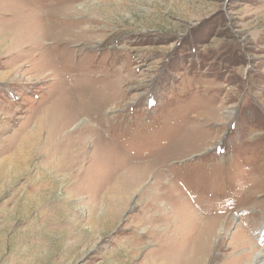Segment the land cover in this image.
Instances as JSON below:
<instances>
[{
    "label": "rangeland",
    "instance_id": "1",
    "mask_svg": "<svg viewBox=\"0 0 264 264\" xmlns=\"http://www.w3.org/2000/svg\"><path fill=\"white\" fill-rule=\"evenodd\" d=\"M0 43V264L264 250V0H0Z\"/></svg>",
    "mask_w": 264,
    "mask_h": 264
},
{
    "label": "bare ground",
    "instance_id": "2",
    "mask_svg": "<svg viewBox=\"0 0 264 264\" xmlns=\"http://www.w3.org/2000/svg\"><path fill=\"white\" fill-rule=\"evenodd\" d=\"M101 2V1H100ZM105 5V4H104ZM70 6V5H69ZM77 6V5H76ZM78 6L80 7V6H82V5H80V4H78ZM73 7V6H72ZM71 7V8H72ZM74 8V7H73ZM62 9V8H61ZM70 10H72V9H70ZM27 11V10H26ZM76 12V11H75ZM75 12H73V13H75ZM72 15V14H71ZM83 16V15H82ZM56 19H60L61 17H55ZM64 19H65V17H63ZM74 18V17H73ZM80 18V17H79ZM61 20H63V19H61ZM57 24H59L58 26H55L56 27V29H57V31H54L55 33L54 34H57V35H59V37L61 38V39H63V37H65V35L68 33L67 31H63L62 29H71L72 30V28H75L76 26H74V27H72V26H66V24H65V26L62 24V22H57ZM76 25V24H75ZM6 31V30H5ZM63 31V32H62ZM4 32V31H3ZM56 35V36H57ZM106 35V34H105ZM14 36V35H13ZM67 36H69V35H67ZM15 37V36H14ZM38 37H40V36H38ZM54 38V37H53ZM3 39V38H2ZM50 39H51V37H50ZM55 39V38H54ZM4 40V39H3ZM42 40V39H41ZM14 41H16V38L14 39ZM56 41V40H55ZM52 42L54 43V41L52 40ZM51 42V43H52ZM57 42V41H56ZM58 42H60V41H58ZM7 43V42H6ZM15 43V42H14ZM51 43H49V44H51ZM62 43V42H61ZM74 43V42H73ZM1 44V43H0ZM44 44V43H43ZM63 44H65V43H63ZM59 45V44H58ZM5 46V45H4ZM52 46V45H51ZM63 47V46H62ZM8 48V47H7ZM44 48H45V46H44ZM58 48V47H57ZM46 49H48V48H46ZM22 50V49H21ZM44 50V49H43ZM61 50V49H60ZM5 51V50H4ZM9 52V51H8ZM16 52V51H15ZM51 52V51H50ZM54 52V51H53ZM52 52V53H53ZM12 53V52H11ZM55 53V52H54ZM74 53V52H73ZM10 54V53H9ZM13 54V53H12ZM61 54V53H60ZM63 54V53H62ZM19 55V54H18ZM53 55V57H54V54H52ZM58 56V55H57ZM57 58H59V57H57ZM29 64V63H28ZM41 66V65H40ZM52 66V68H53V65H51ZM57 68V67H56ZM61 68V67H60ZM17 69V68H16ZM49 69V68H48ZM51 69V68H50ZM58 69V68H57ZM62 70L64 69V68H61ZM52 70V69H51ZM54 70V69H53ZM9 72H11V71H9ZM47 73H49V72H47ZM44 74V73H43ZM40 75V74H39ZM38 75V76H39ZM47 75H51V74H46V76ZM5 76V75H4ZM3 77V76H2ZM6 78H7V76H5ZM43 78V77H42ZM48 78V77H47ZM5 79V78H4ZM41 79V78H40ZM31 80V79H30ZM39 80V79H38ZM42 80V79H41ZM14 81V80H13ZM20 86V85H19ZM110 110V109H109ZM7 115H8V113H7ZM233 116V115H232ZM4 118V117H3ZM28 118V117H27ZM87 120V119H86ZM91 122H87V124H86V127L85 126H83V127H81V129L80 130H82L83 131V133H85V131H86V133H89L90 135V137L92 136V133H95L96 131H97V129H98V125L96 124V121H95V119L94 118H91ZM80 123V120H76V122H75V126L76 125H78ZM28 124V123H27ZM38 124V123H37ZM2 127V126H1ZM4 127V126H3ZM32 127V126H31ZM73 126H71V128H72ZM2 129H5V128H2ZM104 129V128H103ZM21 130H23V127H22V129ZM38 132V131H37ZM49 132H50V129H49ZM58 133V132H57ZM56 133V134H57ZM25 136H23L24 138L21 140L22 141V144L20 145V147L23 145V143L25 144H30V141L32 140V138H34L36 135H37V133L35 132H30V130L26 133V134H24ZM99 136V135H98ZM21 137V136H20ZM36 138V137H35ZM38 138H40V135H39V137ZM54 138V137H53ZM61 138V137H60ZM74 139V138H73ZM17 140V139H16ZM15 140V141H16ZM20 140V139H19ZM38 141H40V140H38ZM67 141V140H66ZM32 142V141H31ZM72 142V141H71ZM15 143V142H14ZM21 143V142H20ZM36 143V142H35ZM39 143V142H38ZM32 144H33V142H32ZM37 144V143H36ZM46 144V143H45ZM19 145V144H18ZM24 146V145H23ZM30 146V145H29ZM39 146V145H38ZM48 146V145H47ZM46 146V147H47ZM79 146V145H78ZM19 147V148H20ZM26 147V146H25ZM32 147H34V146H32ZM41 147V146H40ZM60 147H61V145H60ZM27 148V147H26ZM29 148V147H28ZM35 148H37V147H35ZM62 148V147H61ZM49 149V148H48ZM51 149V148H50ZM69 149H70V147H69ZM79 149V148H78ZM14 150H16V149H14ZM62 150V149H61ZM23 151H25V150H23ZM47 151V150H46ZM59 151V150H58ZM70 151V150H69ZM74 151V150H73ZM78 151V150H77ZM85 151V150H84ZM19 152V151H18ZM21 152H22V150H21ZM30 152V151H29ZM60 152V151H59ZM74 152H76V151H74ZM114 152V151H113ZM27 153H28V150H27ZM48 153V152H47ZM16 154V153H15ZM22 154V153H21ZM24 154V153H23ZM53 154V153H52ZM20 155V154H19ZM48 156V155H47ZM68 156V155H67ZM71 156V155H70ZM20 157V156H19ZM23 157V156H22ZM29 157V156H28ZM49 157V156H48ZM16 159V158H15ZM20 159H22V158H20ZM27 159V158H26ZM77 159H78V157H77ZM1 161V160H0ZM15 161V160H14ZM26 161V160H25ZM11 162V161H10ZM16 162H17V159H16ZM15 162V164H17ZM59 162V161H58ZM0 164H2V162H0ZM10 164V163H9ZM57 164V163H56ZM67 164V163H66ZM73 164V163H72ZM17 166V165H16ZM15 166V167H16ZM8 168H9V166H7ZM10 167H12V166H10ZM72 167V166H71ZM10 170V169H9ZM11 171V170H10ZM66 171V170H65ZM71 172V171H70ZM7 173L8 172H6V175H7ZM71 174V173H70ZM11 176V175H10ZM13 176V175H12ZM159 179H161V178H159ZM168 185V184H167ZM156 188V187H155ZM157 189V188H156ZM122 194V193H121ZM144 194V193H143ZM131 195V194H130ZM170 195H172V193L170 194ZM156 196V195H155ZM106 197V196H105ZM157 197V196H156ZM159 197V196H158ZM155 198V197H154ZM148 199V198H147ZM156 199V198H155ZM154 199V200H155ZM142 200V199H141ZM145 201V200H144ZM144 201H142V203L144 202ZM151 201V200H150ZM141 202V201H140ZM158 202V201H157ZM125 203V202H124ZM153 203V202H152ZM155 203V202H154ZM119 204L122 206L123 205V201L122 200H120V199H118L117 198V205H118V207H119ZM141 204V203H140ZM139 204V205H140ZM147 204H149V203H147ZM151 204V203H150ZM186 204V203H185ZM172 205V204H171ZM183 205V204H182ZM149 206V205H148ZM158 206H160V205H158ZM174 206V205H173ZM152 207V206H151ZM164 207V206H163ZM167 207V206H166ZM185 207V206H184ZM121 208V207H120ZM154 208V207H153ZM165 208V207H164ZM159 209H161V208H159ZM170 209V208H169ZM175 209V208H174ZM143 210V209H142ZM142 210H140L141 211V213H142ZM112 211V210H111ZM139 211V212H140ZM150 211V210H149ZM168 211V210H167ZM158 212V211H157ZM169 212V211H168ZM188 212H190V211H188ZM187 212V213H188ZM116 213V212H115ZM140 213V214H141ZM161 214V213H160ZM159 214V215H160ZM155 215V214H154ZM168 215V214H167ZM171 215V214H170ZM187 215V214H186ZM192 215V214H191ZM190 215V216H191ZM155 216H157V215H155ZM154 216V217H155ZM194 216V215H193ZM138 217V216H137ZM136 217V218H137ZM143 217V216H142ZM192 217V216H191ZM135 218V219H136ZM139 218V217H138ZM146 217H144V219H145ZM150 218H152V216L150 217ZM170 218H171V216H170ZM184 218V217H183ZM197 218V217H196ZM195 218V219H196ZM168 219V218H167ZM188 219V218H187ZM189 219H191V218H189ZM198 219V218H197ZM203 220H200V221H202V223L205 221L204 220V218H202ZM139 220V219H138ZM143 220V219H142ZM164 220H165V218H164ZM145 221V220H144ZM163 221V220H162ZM176 221V220H175ZM194 221V220H193ZM146 222V221H145ZM159 222V221H158ZM141 223V222H140ZM180 223V221L178 222V224ZM182 223H184V222H182ZM174 224H175V222H174ZM151 225V224H150ZM171 225V224H170ZM182 225H184V224H182ZM152 226V225H151ZM154 226H156V225H154ZM168 226V225H167ZM176 226V225H175ZM179 226V225H178ZM170 227V226H169ZM180 227V226H179ZM196 227V226H195ZM194 227V228H195ZM203 227V226H202ZM202 227H200V231L202 230V232H200V234H202V236H203V238L204 239H206V241H205V243H201V242H197V243H195V244H191V246L190 247H186L187 248V250H186V253L182 256V255H180V254H178L176 257V259L175 260H172V264L174 263V261H175V264H203V262L205 261V259L207 258V249H208V245H209V242H210V235L212 234V232H213V230H214V224H209V225H205L204 224V227L202 228ZM148 228V227H147ZM155 228V227H154ZM174 228V227H173ZM177 228V227H176ZM149 229H150V227H149ZM175 229V228H174ZM180 229V228H179ZM182 229V228H181ZM148 230V229H147ZM146 230V231H147ZM220 230H222V229H220ZM149 231V230H148ZM155 231V230H154ZM189 232V234H190V231H188ZM151 233V232H150ZM154 233V232H153ZM157 233V232H156ZM180 233H181V231H180ZM183 233V232H182ZM185 233V232H184ZM138 234V233H137ZM143 234H146V232H143ZM185 234H188L187 232L185 233ZM156 235V234H155ZM184 235V234H183ZM198 235V234H197ZM186 236V235H185ZM201 236V235H200ZM154 237V236H153ZM182 240V239H181ZM187 241V240H186ZM179 243H181L182 244V242H179ZM186 243V242H185ZM180 244V245H181ZM179 245V246H180ZM203 245V246H202ZM177 246V245H176ZM175 247V246H174ZM181 247V246H180ZM183 247L185 248V246H184V244H183ZM182 247V248H183ZM256 247V246H255ZM255 247H251L250 246V248H249V250L246 252V253H243L242 255H240L238 258H236L235 257V259H233V260H231V261H224V262H221L220 264H264V250H256V248ZM178 248V247H177ZM182 250V249H181ZM181 252H184V251H181ZM180 252V253H181ZM176 255V254H175ZM251 255H253L254 256V261H253V263H251V261H250V257H251ZM155 260V259H154ZM168 260H170V259H168ZM157 261V260H156ZM148 262V261H147ZM155 262V261H154ZM164 262V261H163ZM153 264V263H152Z\"/></svg>",
    "mask_w": 264,
    "mask_h": 264
}]
</instances>
